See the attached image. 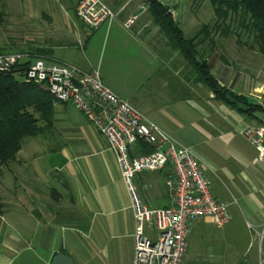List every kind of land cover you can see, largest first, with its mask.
<instances>
[{
  "label": "crops",
  "instance_id": "1",
  "mask_svg": "<svg viewBox=\"0 0 264 264\" xmlns=\"http://www.w3.org/2000/svg\"><path fill=\"white\" fill-rule=\"evenodd\" d=\"M79 1L0 0L1 55L33 53L89 73L94 71L92 67L86 71L89 42L119 29L128 31L140 50L151 52L156 69L149 79L154 80L137 98L124 99L116 89H108L195 154L213 198L228 205L232 218L243 216L252 229L263 231L264 165L241 131L264 121V58L256 49L240 47L235 39L219 41L217 35L211 36L215 47L199 48L222 88L262 110L240 114L194 83L190 69L167 46L142 0H103L116 17L94 32L77 19ZM161 4L179 25L176 10ZM131 16L137 20L125 30L122 23ZM194 30L192 37L184 36L192 39L198 31ZM68 105H58L50 133L26 140L15 161L3 170L0 264H52L57 255L69 257L73 264L133 262V204L115 157L106 139L80 112L81 117L70 114ZM139 144L132 148L131 157L143 155ZM170 176L169 167L137 174L133 185L140 204L150 210L173 208L166 187ZM147 226L152 228L146 224L144 235L152 240L146 235Z\"/></svg>",
  "mask_w": 264,
  "mask_h": 264
},
{
  "label": "built area",
  "instance_id": "2",
  "mask_svg": "<svg viewBox=\"0 0 264 264\" xmlns=\"http://www.w3.org/2000/svg\"><path fill=\"white\" fill-rule=\"evenodd\" d=\"M76 16L90 32L110 25L116 17L103 0H80ZM136 20V16L129 17L123 28L129 30ZM26 63L29 66L22 79L25 83L36 84L48 92L56 104L73 105L106 139L133 204L132 264H185L193 221L209 219L217 229L231 223L228 205L213 198L210 182L205 179L195 154L104 86L98 71L85 73L63 62H47L29 54H8L0 55V73H9L17 64ZM241 134L257 150L258 160L264 165V121L257 127L243 128ZM138 143L150 147L151 153L131 157L130 152ZM166 167L171 170L166 187L174 207L147 209L138 200L133 180L141 172ZM146 224L157 233L155 240L144 235Z\"/></svg>",
  "mask_w": 264,
  "mask_h": 264
},
{
  "label": "trees",
  "instance_id": "3",
  "mask_svg": "<svg viewBox=\"0 0 264 264\" xmlns=\"http://www.w3.org/2000/svg\"><path fill=\"white\" fill-rule=\"evenodd\" d=\"M142 1L148 5L152 23L159 29L167 46L178 53L190 69L195 84H201L216 101L240 114L262 111L247 99L222 88L211 75L199 48L215 47L216 41L211 36L217 35L219 41L235 39L240 47L256 49L264 58V0H193L194 6L208 1L214 20L201 26L192 39L184 36L169 8L159 0ZM3 20L4 13L0 8V24ZM15 54L37 57L33 53ZM28 66L29 63L17 64L11 72L0 73V178L4 168L15 161L26 140L42 139L50 133L56 107L63 105L56 104L52 96L36 84L22 80ZM141 147L143 155L151 153L147 145L142 144Z\"/></svg>",
  "mask_w": 264,
  "mask_h": 264
},
{
  "label": "rangeland",
  "instance_id": "4",
  "mask_svg": "<svg viewBox=\"0 0 264 264\" xmlns=\"http://www.w3.org/2000/svg\"><path fill=\"white\" fill-rule=\"evenodd\" d=\"M160 1L176 10L179 27L187 38L192 37L194 29L199 30L214 19L208 1L195 4L192 12L189 10L193 0ZM150 53L140 50L138 42L128 31L119 29L114 34H102L99 40L89 42L86 55L90 66L86 71H91L90 67L98 71L104 86L116 89L124 99L137 98L154 80L149 79L150 72L156 69ZM138 63L142 67H138ZM68 108L70 114L81 117L73 105L69 104ZM146 235L155 240L156 232L147 226ZM185 264H264V230L252 229L243 216H234L232 223L223 229L215 228L209 219L200 225L193 223Z\"/></svg>",
  "mask_w": 264,
  "mask_h": 264
},
{
  "label": "water",
  "instance_id": "5",
  "mask_svg": "<svg viewBox=\"0 0 264 264\" xmlns=\"http://www.w3.org/2000/svg\"><path fill=\"white\" fill-rule=\"evenodd\" d=\"M52 264H73V262L65 255H57L53 258Z\"/></svg>",
  "mask_w": 264,
  "mask_h": 264
}]
</instances>
